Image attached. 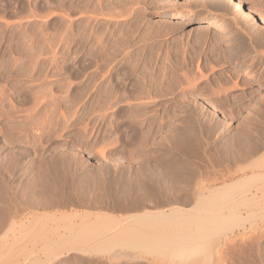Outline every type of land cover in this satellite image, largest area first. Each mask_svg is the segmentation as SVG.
Here are the masks:
<instances>
[{"label": "rangeland", "instance_id": "obj_1", "mask_svg": "<svg viewBox=\"0 0 264 264\" xmlns=\"http://www.w3.org/2000/svg\"><path fill=\"white\" fill-rule=\"evenodd\" d=\"M177 2L178 4H189L187 6L188 10L182 9L183 7L179 8L182 10L181 13H185L184 16L179 14L178 8H175L174 4ZM188 13L199 14L200 17L188 19ZM261 16L264 17V0H0V183L3 181L0 184V192H2L0 197L2 198L3 196L6 199V201L0 199V206L6 205L5 209L7 208L6 210L9 211L5 212L3 206L0 207V213L4 211L0 216V220L3 218L2 223L0 221V226H2L6 217L3 225L10 222V224H15L13 226L16 227L13 229L12 224H6L7 227L2 226L5 232L10 228L9 232H6L7 236L5 237L3 235L5 232L3 233L2 228L0 230V233L2 232L0 234V242L2 243L0 244V264H36L35 260L36 262H42L39 264H164L168 261L165 260L163 262L162 260L167 259V257L170 259L168 255L173 252L172 248H169L170 251H166V254L169 253L164 258L162 254L165 252L159 254L158 251L157 254L154 251L151 253L149 250L139 247H125L128 245L123 246L124 244L122 243L120 248V243L118 242L117 247L113 246L114 242L111 244L107 242L111 246L108 245L109 247H107V244L97 245V247L101 246L102 249L105 246L107 247L103 250H101V247L98 248L99 252L96 251L97 249L88 252L71 251L69 254H65L66 256L63 255L64 257L55 258L53 256L56 251L55 253L49 251V247H44V245L53 240V238L57 240L58 236L56 235L63 233L64 228L69 225H67L70 222L69 219L68 222L65 219V221L61 220L60 213H72L75 211L84 213V211L91 212L93 210L94 212L110 213L111 216L115 215L113 217L119 216L118 218H121L120 216L127 217V215L130 217L132 213L136 215L144 209V212L148 210L150 212L151 209H155L154 212H156L159 208H161V211L163 209L169 210L172 204L173 207L184 206L189 210L192 204H187L186 202L184 204V201L187 199L186 197L191 198L190 194L194 192L191 191V188L194 187L192 184H195L192 183V180L195 181L198 176L201 177L200 181L204 179L201 183L208 184L210 182L209 185H215L216 187L217 185L220 186L221 184L232 182L233 179L237 180L259 171L257 167L255 169L254 165L259 161L255 159H259L264 155V22H262ZM248 25L252 28H248ZM174 26L180 27L178 29L175 27V29ZM203 33L205 34V41L200 44L198 41H200L202 35L204 36ZM198 37L199 39H197ZM183 53L184 55H182ZM187 60L191 63L194 60L196 62L194 61L192 65ZM164 62V67L166 66V68L173 67L172 64H174V68L177 66L176 70L168 68L167 70L165 69L167 73L164 71L166 73L164 74L165 76L169 75L168 73L172 76H169L170 78L175 76L174 78L177 81L174 78L172 80L176 82V85L169 79L173 83L170 84L168 77L166 79L164 76L165 81L162 78ZM177 70L180 72L179 77ZM155 76L158 78L162 77L159 81ZM189 78L190 81L188 80ZM42 103L44 104L42 105ZM47 108L49 109L47 110ZM55 114L56 116H54ZM188 130L191 136L197 131V134L193 137H196L195 139H191L192 137L187 133ZM183 131H186L185 134L187 133V135ZM181 133L185 137H182ZM241 134L243 135L240 136ZM178 135L182 139L184 138L183 140H186L185 138L187 137L188 140L191 139L190 141L194 140L195 142L182 141ZM200 135L202 136L201 139ZM241 138L242 141L239 142ZM255 142L257 143L254 144ZM237 143L238 145H236ZM240 144L244 147H241ZM258 145L259 147H256ZM239 147L243 149V152ZM239 149H241V153L238 151ZM253 150L254 152L251 153ZM247 151L249 152L247 153ZM250 154H254V156ZM238 155L240 160L237 159ZM235 157L236 162H234ZM186 159L188 161H185ZM247 159L250 160L248 161ZM261 159H263L264 163V157ZM171 160H175V162ZM157 161H159L160 165ZM160 161L165 162L161 164ZM170 161L173 162L172 164H176V168L171 166ZM252 162L257 163L251 166ZM154 163H156V166H154ZM167 163L171 164L170 166L175 170L168 169L170 166H167ZM180 163L183 167L186 165L183 168L184 170H181V177L178 175V173H181L180 169L182 168ZM244 164H247L246 169H241V172H237V169L240 170L239 166L245 168ZM149 165L154 166L156 170L160 166L163 168V165H165V170H168V173L163 171L165 176L164 174L162 176H164L165 180L163 179L164 181L162 180L163 182H161L162 185L167 182V190L166 184L163 185L165 189L161 186L163 187V189L161 188L162 192L164 190L166 196L162 192L157 194V198L153 197L152 193L150 194L153 202L158 199V202L155 200V205H159L157 209L154 208L156 206H154L150 196L147 198L143 194L147 187L146 185H141V183L145 184L144 181L135 180L138 178L135 173L139 170L142 174L137 173V175L141 174L140 176L145 177L144 171H147L146 169ZM140 166L147 168L144 170ZM185 168L186 170L191 168L190 171H187L189 175L185 173L188 176V182L191 181V185L184 183L187 181L185 180L186 177L184 178L185 175H183L186 172ZM194 169L198 176H195L197 174H194ZM40 170L43 173L45 172L44 174L55 175L57 179L59 177L58 180L54 177L50 179V175H46L51 183L54 184L53 186H56L55 190L52 189L53 192L48 190L49 194H47V191L44 192L42 190L44 188L38 183L39 176L42 173ZM176 171L177 174L174 173ZM234 171L235 175L232 174ZM171 173L172 175L174 173L175 176L178 175V177H174V175L173 177L178 179L177 181L175 180V183L179 185L180 190H183L185 186V191L191 189L188 192L183 190V194L179 189V191L176 190L178 192L177 195H181L179 196V201L174 190L175 188L177 189V186L175 187L173 185L174 182L171 181L173 179ZM190 173L196 178L192 177ZM132 174L135 175L131 176ZM166 176L168 181L165 178ZM31 177L37 181H34ZM209 177L212 181H210ZM125 178L126 180L134 178L132 181H137L138 183L135 186V183L130 180L128 182L131 185L130 189L134 184L133 187L139 188L138 190L140 191L135 190V192L140 195L143 194L152 203H149L145 198L147 202L144 201L146 203V205H143L144 209L142 206L135 209L131 208V211H128L130 209L126 210L128 202L134 200L133 203L135 204L136 196L128 198V191L130 190H128V183H124L126 182V180H123ZM180 178L185 181L183 180L184 182H182ZM61 179L63 182H60ZM55 180L63 184L56 183ZM197 180L196 182H198ZM5 181L7 184L5 183L4 186ZM27 181L29 183L32 181L36 182L43 193L40 189L34 188L38 185L34 186V182H32L34 184L30 183L33 186L29 185ZM170 181L173 183L169 184ZM2 184L3 189L5 188L7 191L1 190ZM138 184L141 187L143 186L144 190ZM6 185L9 187L8 189ZM60 185H63L66 190ZM122 185L124 186L123 189L127 191V193L124 191V196L120 195L123 193L122 189H120L123 187ZM170 185H173V187L171 186L172 189H170ZM181 185L184 187L183 189L180 187ZM189 185L193 187L190 188ZM252 185H254L253 182ZM252 185L250 183V186ZM25 186H28L26 187L27 189ZM96 186H101L102 190ZM31 189L36 191V194L39 191L42 194L45 193L44 198L52 193L61 201L63 200L62 202L65 205L42 210V204L38 203L36 205L37 203L34 202L35 200L40 202L43 195L39 193L36 197ZM28 190L32 191V193L29 194L30 191ZM56 190L58 192L63 190L64 193L59 192L60 194H58ZM95 190L97 191L95 192ZM118 190L122 191V193ZM26 191H28L29 195ZM115 191L119 192L120 196ZM169 191L170 194L167 197ZM105 193L107 194L105 195ZM125 193L128 195H125ZM4 194H6L7 198L4 197ZM98 194L104 197L101 196L102 199L99 200L100 196ZM155 194L154 196H156ZM173 194L176 196H172ZM183 196L185 199H183ZM33 197L36 199L34 200ZM16 199L18 200L15 201ZM80 199L82 202H80ZM136 199H138V196ZM162 199L166 206L164 204L163 206L161 204L162 207L160 206L159 202L163 201ZM168 199H174V202L172 201L170 205V201L167 203ZM101 200L102 203H100ZM139 200L137 201L139 202ZM30 201H34L31 204L32 209L26 206ZM95 201L98 206L95 205ZM83 203L87 204L84 205ZM118 203L120 204L118 205ZM174 203L178 204V206ZM36 207L40 210L38 211ZM184 207L181 208L185 209ZM137 208L142 210L140 211ZM9 213L10 215H8ZM36 213H38V219L34 221L33 219L36 218L34 214L36 215ZM49 214L53 215L54 220L51 219L52 217ZM11 215L13 222L11 218L9 219ZM55 215L58 218H54ZM256 215L254 214V216ZM41 216H44V219L47 216L46 221L41 219ZM48 216L51 218L48 219ZM253 217L251 216L246 221L248 227L251 220L258 221V215L257 219ZM62 218L67 219L66 216ZM7 219L10 221L7 222ZM30 219L32 223L29 222ZM40 219L42 222L44 221V226L42 225L43 227L39 229V232ZM50 220L53 221L51 222ZM56 220L59 222L58 224ZM25 225H27L26 229ZM36 227L37 229H35ZM47 227L48 230H51H49L50 233L46 232ZM255 228H248L247 233H249L245 234V236L242 234L244 237L240 235L244 229L239 226L235 227L233 231L235 234L233 232V235L230 233L229 239L219 236L217 232L214 235L212 234L215 237L213 238L211 235L207 242L209 246L205 245L208 246L205 248L210 250L203 248V251L204 249L208 252L212 251L211 254L215 253V257L212 254V261L209 258L207 260H210L211 264H217L216 258L219 256V249L220 252H224L225 249V254L221 252V255L224 254L226 258L222 259L221 264H264V236H261L264 234L263 231L254 230ZM43 229L46 232V241L40 240V237L38 238L37 236L36 239L39 240V243H33L32 240L36 237V234L34 235L33 233L38 231L37 235L43 233L41 234L43 236L45 234ZM58 230H60V233L56 234ZM66 232L67 230H64V233ZM221 232L223 234L226 230ZM250 232L253 233L252 236H250ZM254 232L258 233L254 234ZM218 233L220 234V232ZM52 236L53 238H51ZM216 236L220 237L219 240H221L219 242ZM255 237H259L256 238L259 240L258 242ZM12 238L15 241L17 240V242L13 241ZM29 238L30 241L28 240ZM47 238H50V240ZM36 239L35 241H37ZM42 239L44 238L42 237ZM11 240L15 243L14 245L11 244ZM54 240L51 242H54ZM4 241L10 242L5 245ZM40 241L42 243L45 242L43 246ZM210 241H212L211 245ZM214 243L215 245H213ZM217 243H220V247H218ZM31 244L33 245L32 247ZM2 245H5L6 248ZM24 245L27 246V249L25 248L26 251L23 249ZM222 246L223 249L221 248ZM45 248L48 250L45 251ZM3 249L6 250L4 251ZM19 249L21 250L19 251ZM119 249L122 254L130 252L128 253L130 257L126 256L127 253H125V256L118 254ZM216 250L217 252H215ZM137 254L140 257L134 256ZM142 254H144V257H142ZM115 255H119L118 258ZM6 256L8 257L7 259ZM47 256L49 257L47 258ZM161 257L164 259L162 258L161 260ZM190 260L193 261L192 257L188 262L193 264Z\"/></svg>", "mask_w": 264, "mask_h": 264}, {"label": "bare ground", "instance_id": "obj_2", "mask_svg": "<svg viewBox=\"0 0 264 264\" xmlns=\"http://www.w3.org/2000/svg\"><path fill=\"white\" fill-rule=\"evenodd\" d=\"M185 2V1H184ZM188 2V1H187ZM195 4V3H194ZM214 4V3H213ZM176 7L175 8H178V12H179V14H181L182 16H184L185 15V13L183 14V13H181V9H179V8H182V9H184V10H188L187 9V6L189 5H187V3L185 4V3H182V4H178V2L176 3V4H174ZM203 5V4H202ZM214 6V5H213ZM258 6V5H257ZM215 7V6H214ZM213 7V8H214ZM241 7V6H240ZM216 8V7H215ZM239 8V7H238ZM242 8V7H241ZM254 8H256V7H254ZM261 9V8H260ZM263 9V8H262ZM245 10V9H244ZM250 11V10H249ZM254 11V10H253ZM252 11V12H253ZM184 12V11H183ZM192 12V11H191ZM243 12V11H242ZM258 13V12H257ZM189 14V13H188ZM247 14V13H246ZM256 14V13H255ZM245 15V14H244ZM241 16V15H240ZM246 16V15H245ZM249 16V15H248ZM198 17H200V15L199 14H194L193 15V13H190L189 14V16H188V19H197ZM256 17V16H255ZM262 17V22H264V17L263 16H261ZM242 18V17H241ZM257 19V18H256ZM237 20V19H236ZM245 20V19H244ZM246 21V20H245ZM182 24V23H181ZM219 24V23H218ZM221 24V23H220ZM238 24V23H237ZM245 24V23H244ZM249 24V23H248ZM171 25V24H170ZM239 26H240V24H239ZM256 26V25H255ZM176 26H174V28H175ZM180 26H177L176 28L178 29ZM182 27V26H181ZM223 27H224V25H223ZM253 27H254V24H253ZM175 28V29H176ZM221 28V27H220ZM227 28V27H226ZM238 28V27H237ZM241 28V27H240ZM247 28V27H246ZM248 28H252L251 26H249L248 25ZM170 29V28H169ZM172 29V28H171ZM222 29V28H221ZM235 29V28H234ZM257 29H259V28H257ZM261 29V28H260ZM245 30V29H244ZM254 30V29H253ZM176 31V30H175ZM235 31H238V30H235ZM165 32V31H164ZM247 32V31H246ZM264 32V31H263ZM207 33V32H206ZM232 33V32H231ZM259 33V32H258ZM189 34V33H188ZM204 34V33H203ZM219 34V33H218ZM252 34H253V32H252ZM251 34V35H252ZM255 35H257V34H255ZM222 36V35H221ZM250 36V35H249ZM262 36V35H261ZM205 34H204V36L202 35V37L200 38V41H198V42H200V44H202L201 42H204L205 41ZM206 37H208V36H206ZM225 38V37H224ZM257 38V37H256ZM197 39H199V37L197 38ZM221 39V38H220ZM225 40H227V39H225ZM239 40V39H238ZM195 41V40H194ZM225 42V41H224ZM214 43V42H213ZM228 43V42H227ZM237 43V42H236ZM240 43V42H239ZM244 43V42H243ZM192 44V43H191ZM225 44V43H224ZM231 44V43H230ZM239 45V44H238ZM255 45V44H254ZM193 46V45H192ZM219 46V45H218ZM226 46V45H225ZM233 46H234V44H233ZM216 47V46H215ZM232 47V46H231ZM240 47V46H239ZM244 47V46H243ZM217 48V47H216ZM220 48V47H219ZM245 48V47H244ZM232 49H233V47H232ZM238 49V48H237ZM251 49V48H250ZM255 49V48H254ZM236 50V49H235ZM244 51H246V50H244ZM249 51V50H248ZM251 51V50H250ZM255 51V50H254ZM260 51V50H259ZM262 51V50H261ZM233 52V51H232ZM238 52V51H237ZM247 52V51H246ZM166 53V52H165ZM231 53V52H230ZM235 53V52H234ZM248 53V52H247ZM253 53V52H252ZM197 54V53H196ZM216 54V53H215ZM182 55H184V53L182 54ZM223 55V54H222ZM241 55V54H240ZM243 55V54H242ZM252 55V54H251ZM207 56V55H206ZM246 56V55H245ZM171 57V56H170ZM190 57V56H189ZM225 57V56H224ZM264 57V56H263ZM169 58V57H168ZM185 58V57H184ZM235 58V57H234ZM167 59V58H166ZM175 59V58H174ZM199 59V58H198ZM245 59V58H244ZM177 60H179V59H177ZM182 60V59H181ZM151 61V60H150ZM173 61V60H172ZM180 61V60H179ZM186 61V60H185ZM187 61H189V60H187ZM193 61V60H192ZM195 61V60H194ZM194 61H193V63H194ZM215 61V60H214ZM244 61V60H243ZM261 61V60H260ZM149 62V61H148ZM166 62V61H165ZM165 62L163 63V67H164V65H165ZM167 62H168V60H167ZM183 62V61H182ZM190 62V61H189ZM188 62V63H189ZM196 62V61H195ZM170 63V62H169ZM188 63H186V64H188ZM191 63V62H190ZM193 63H191L192 65H193ZM209 63V62H208ZM161 64H162V62H161ZM171 64H172V62H171ZM176 64V63H175ZM184 64V63H183ZM167 66H168V64H166ZM173 65V67L171 66L170 68H173V69H177V66H176V68H174V64H172ZM179 65H180V63H179ZM199 65V64H198ZM150 66V65H149ZM185 66V65H184ZM190 66V65H189ZM192 67V66H191ZM169 68V67H168ZM168 68H166V66L164 67V70H162L163 71V79H164V81L167 79V77H168V80L169 79H173L175 76V73H174V77L173 78H170V77H172L171 75H170V73H168L169 75H167V76H165L164 74H166L167 72L165 71V69L167 70ZM169 68V69H170ZM147 69H149V68H147ZM161 69V68H160ZM172 69V70H173ZM179 69H181L180 67H179ZM178 69V70H179ZM185 69V68H184ZM203 69V68H202ZM150 70V69H149ZM153 70V69H152ZM172 70H171V72H172ZM177 70V71H178ZM182 70V69H181ZM187 70V69H186ZM164 71L166 72V73H164ZM174 71V70H173ZM176 71V72H177ZM192 71V70H191ZM202 71V70H201ZM151 72V71H150ZM149 72V73H150ZM175 72V71H174ZM179 72V71H178ZM177 72V73H178ZM181 72H183V71H181ZM190 72V71H189ZM148 73V72H147ZM177 73H176V75H177ZM192 73V72H191ZM161 74V75H162ZM172 74V73H171ZM179 74H180V72L178 73V77H179ZM186 74H187V72H186ZM189 75V74H188ZM192 75V74H191ZM190 75V76H191ZM164 76L166 77V79L164 78ZM170 76V77H169ZM181 76V75H180ZM200 76V75H199ZM203 76V75H202ZM145 77V76H144ZM149 77V76H148ZM156 78H158L157 76H155ZM160 77V78H161ZM186 77H188V76H186ZM227 77V76H226ZM147 78V77H146ZM160 78H158L159 79V81H160ZM204 78V77H203ZM150 79V78H149ZM155 79V78H154ZM157 79V80H158ZM187 79V78H186ZM198 79H200V78H198ZM224 79V78H223ZM231 79V78H230ZM156 80V81H157ZM174 80H176L175 78H174ZM180 80V79H179ZM178 80V81H179ZM189 81H190V78L188 79ZM219 80V79H218ZM161 81H163V80H161ZM177 81V80H176ZM189 81H188V83H189ZM193 81V80H192ZM196 81V80H195ZM198 81V80H197ZM209 81V80H208ZM172 82L173 83H175V85H176V82L175 81H173L172 80ZM172 82H170V80H169V83L170 84H173ZM181 82V81H180ZM186 82V81H185ZM184 82V83H185ZM199 82V81H198ZM216 82V81H215ZM223 82V81H222ZM229 82V81H228ZM162 83V82H161ZM221 83V82H220ZM181 84V83H180ZM186 84V83H185ZM191 84V83H190ZM201 84V83H200ZM211 84V83H210ZM150 85V84H149ZM157 85V84H156ZM163 85V84H162ZM171 86V85H170ZM169 86V87H170ZM186 86V85H185ZM192 86V85H191ZM153 87V86H152ZM177 87V86H176ZM184 87V86H183ZM148 88H150V87H148ZM171 88V87H170ZM197 88V87H196ZM151 89V88H150ZM176 89V88H175ZM174 89V90H175ZM177 89H178V87H177ZM230 89V88H229ZM185 90V89H184ZM190 90V89H189ZM192 90H194V89H192ZM149 91V90H148ZM169 91H170V89H169ZM150 92V91H149ZM164 94H165V92L164 91H162ZM212 92V91H211ZM182 93V92H181ZM200 93V92H199ZM224 93V92H223ZM179 94V93H178ZM192 94V93H191ZM198 94V93H197ZM201 94V93H200ZM207 94V93H206ZM205 94V95H206ZM209 94H211V93H209ZM148 95H150V94H148ZM252 95V94H251ZM179 96V95H178ZM204 96V95H203ZM211 96V95H210ZM171 97V96H170ZM194 97V96H193ZM207 97H209V96H207ZM41 98V97H40ZM185 98H186V96H185ZM213 98V97H212ZM245 98V97H244ZM175 99V98H174ZM181 99V98H180ZM248 99V98H247ZM39 100V99H38ZM37 100V101H38ZM55 100V99H54ZM183 100V99H182ZM181 100V101H182ZM193 100V99H192ZM243 100V99H242ZM245 100V99H244ZM37 101H36V103H37ZM187 101V100H186ZM40 104V103H39ZM44 103H42V105H43ZM42 105H41V108H42ZM37 106V105H36ZM150 106V105H149ZM49 107V106H48ZM191 107V106H190ZM45 108V107H44ZM43 109V108H42ZM41 109V110H42ZM49 108H47V110H48ZM188 109V108H187ZM264 109V108H263ZM56 110V109H55ZM191 110V109H190ZM44 111V110H43ZM46 111V110H45ZM147 112V111H146ZM45 113V112H44ZM192 113V112H191ZM40 114V113H39ZM41 115H42V113H41ZM40 115V116H41ZM48 115H49V113H48ZM54 116H56V114L54 115ZM54 116H53V118H54ZM194 116V115H193ZM191 117V116H190ZM264 117V116H263ZM43 118V117H42ZM50 118V117H49ZM192 118V117H191ZM136 119V118H135ZM189 119V118H188ZM50 120V119H49ZM195 120V119H194ZM48 121V120H47ZM45 122V121H44ZM202 122V121H201ZM262 122V121H261ZM30 123V122H29ZM186 123H187V121H186ZM189 123V122H188ZM257 123V122H256ZM31 124V123H30ZM29 124V125H30ZM194 124V123H193ZM193 124H191L192 126H193ZM196 124V123H195ZM262 124V123H261ZM32 125V124H31ZM190 125V124H189ZM205 125V124H204ZM27 126V125H26ZM185 126H186V124H185ZM264 126V125H263ZM151 127V126H150ZM194 127V126H193ZM196 127V126H195ZM197 127H198V125H197ZM185 129V128H184ZM192 129V128H191ZM205 129V128H204ZM210 129V128H209ZM151 130V129H150ZM186 130V129H185ZM260 130V129H259ZM194 131V130H193ZM192 131V132H193ZM223 131V130H222ZM244 131H246V130H244ZM248 131V130H247ZM181 132V131H180ZM185 132L186 131H183V133L185 134ZM252 132V131H251ZM260 132V131H259ZM177 133H178V131H177ZM176 133V134H177ZM188 134L190 133L189 132V130H188V132H187ZM187 133L185 134V135H187ZM199 133V132H198ZM240 133H241V131H240ZM248 133V132H247ZM250 133V132H249ZM149 134V133H148ZM170 134H172V133H170ZM191 134V133H190ZM189 134V135H190ZM194 134V133H193ZM195 134H197V131H196V133ZM195 134L193 135V136H191L190 135V137H192L191 139H195V138H193L194 136H195ZM200 134V133H199ZM198 134V135H199ZM202 134V133H201ZM244 134V133H243ZM243 134H241L240 136H242ZM256 134V133H255ZM181 136H182V133L180 134ZM185 135H183L182 137H185ZM252 135V134H251ZM254 135V134H253ZM175 136V135H174ZM197 136V135H196ZM146 137V136H145ZM178 137H180L179 135H178ZM189 137V138H190ZM201 135H200V139H201ZM238 137V136H237ZM248 137V136H247ZM259 137V136H258ZM181 138V137H180ZM198 138H199V136H198ZM232 138V137H231ZM239 138V137H238ZM237 138V139H238ZM246 138V137H245ZM251 138V137H250ZM263 138V137H262ZM171 139H172V137H171ZM176 139V138H175ZM182 139V138H181ZM181 139H179L180 141H181ZM184 139V138H183ZM182 139V141H187L188 139H187V137L185 138L186 140H183ZM191 139H189L188 141H190ZM247 139V138H246ZM245 139V140H246ZM252 139V138H251ZM254 139V138H253ZM245 140H243V141H245ZM178 141V140H177ZM192 141H194V140H192ZM192 141H190V142H192ZM200 141V140H199ZM234 141V140H233ZM232 141V142H233ZM240 141H242V138L241 139H239V142ZM257 141V140H256ZM148 142V141H147ZM169 142V141H168ZM171 142V141H170ZM189 142V143H190ZM195 142V141H194ZM201 142V141H200ZM246 142V141H245ZM247 142H248V140H247ZM193 143V142H192ZM198 143V142H197ZM235 143V142H234ZM257 142H255L254 144H256ZM174 144V143H173ZM177 144V143H176ZM182 144H184V143H182ZM186 144H188V143H186ZM191 144V143H190ZM206 144V143H205ZM228 144V143H227ZM226 144V146H228ZM245 144V143H244ZM253 144V145H254ZM178 145V144H177ZM224 145V144H223ZM236 145H238V143L236 144ZM241 145V144H240ZM249 145V144H248ZM243 145H241V147H242ZM247 146V145H246ZM250 146V145H249ZM261 146V145H260ZM168 147V146H167ZM199 147V146H198ZM241 147H239V148H241ZM244 147V146H243ZM256 147H259V145L258 146H256ZM230 148V147H229ZM248 148V147H247ZM247 148H246V150H247ZM253 148V147H252ZM255 148V147H254ZM171 149V148H170ZM173 149V148H172ZM222 149V148H221ZM234 149V148H233ZM242 149V148H241ZM241 149H239L238 151L240 152V150ZM229 150V149H228ZM256 150V149H255ZM237 151V152H238ZM242 152H243V149L241 150ZM167 152V151H166ZM249 151H247V153H248ZM254 152V150L251 152V153H253ZM174 153V152H173ZM176 153V152H175ZM241 153V152H240ZM168 154V153H167ZM170 154V153H169ZM172 154V153H171ZM180 154V153H179ZM233 154V153H232ZM239 154V153H238ZM173 155V154H172ZM233 155H235V154H233ZM242 155V154H241ZM250 155H252V154H250ZM261 155H262V153H261ZM174 156V155H173ZM180 156V155H179ZM228 156V155H227ZM247 156H248V154H247ZM252 156H254V154L252 155ZM251 156V157H252ZM260 156V155H259ZM259 156H258V158H259ZM236 157H237V155H236ZM236 157L234 158V160L236 159ZM243 157V156H242ZM256 157V156H255ZM261 157V156H260ZM264 157V155L261 157V158H263ZM233 158V157H232ZM261 158H259V159H255V160H261L260 162L259 161H257V162H254L256 165H254V163L252 162L251 163V166H252V164L255 166V169H256V167H257V169L259 170V171H257L256 173H252V175H246V176H243V177H241V178H238L237 180H232V182L230 181L229 183H225L224 181V183L225 184H221L220 186H216L215 187V185H213V186H211V185H209V179H210V177H209V179L208 180H206V181H208L209 183L208 184H204V183H201L203 180H201L200 181V176H198V173H196V171H195V169H194V174H197V175H195V176H198L197 178L195 177V176H193L194 174H193V172H192V177H195L196 178V180L198 181V182H196V180L195 181H193L192 180V183H195V184H192V185H194V187L193 186H190L191 184H190V182H188V180H187V177L188 176H186L185 175V173H187L188 175H189V172H187V171H190V169L192 168L191 166V168L190 169H187L186 170V168H185V171L186 172H184V174L183 175H185L184 176V178L186 177V179L185 180H187L186 182H184L183 180H181V178H180V180L182 181V182H184V183H188V184H190L189 186H190V188L191 187H193V188H191L190 190L191 191H194L193 192V194H190V192H189V194L191 195V198H192V201H191V198L189 199L188 197H186L187 199H185V197L183 196V199H185V201H184V204H192V205H190L191 206V209H189V210H187L188 208H186V207H184V206H181V207H184L185 209H183V208H181V207H173L170 203L174 200V199H168V201H167V203L169 202V204L171 205V208L169 209V210H162L161 211V208H159V207H157V206H159V205H155V202L158 200H154V202L152 201L153 199L151 198V196L153 195V197H156L157 198V194H161V192H162V189H163V185L164 184H166L167 182H165L163 185L161 184V182H163L165 179L163 178L164 176H165V173H163V171H165L166 173H168V170L166 171L165 170V165H163V168H164V170H163V168H162V166H160V168H162V169H160V168H157V170H156V168L154 167V166H156L155 164L156 163H154V166H152V165H149L148 166V168L147 167H143L144 168V170H145V168H147L146 170V172L144 171V176L145 177H143V176H140L142 173L140 172V170L138 171V170H136V171H138V172H136L135 174H132L131 176H133V175H135V176H138V178L137 179H135V180H137L138 181V179L139 180H143L144 181V183L145 184H143V183H141V185H146L147 187H146V190H145V193H143V194H145V196L148 198L149 196H150V194L152 193V195L150 196V198H151V201L154 203V206H156V207H154V208H159L160 209V211H158L159 209H157V211L156 212H154V210L153 209H151V210H153V211H151L150 210V212H144V206L143 205H146V203L145 202H149V200L142 194V195H140L138 192H135V190L137 191L138 189H136L135 187H133V185H132V187H131V189H130V183H128V182H130V180H131V182L133 183L134 181H132V179L134 180V178H130V180H126V178L125 179H123L124 181L126 180V182H124L122 179V181L124 182V183H128V190H130V191H128L127 190V187H126V185L124 184V186L126 187V190L128 191V193H129V197L128 198H130V196H136V198H137V196H138V199H140L139 200V202L137 201L138 199H136L135 198V204L133 203L134 202V200L132 201V203H130L131 201L130 200H128V201H130V202H128V204L126 205V210L127 209H130V210H128V211H131L133 208L135 209L136 207H142L143 206V211H141L139 208H137L138 210H140L141 211V213H137L136 215H133L134 213H132V214H130L131 216L130 217H128V215H127V217H125V216H120L121 218H118L117 216L116 217H113V216H115V215H113V216H111L110 215V213H108V214H106V213H100V212H94L93 210L91 211V212H85L84 211V213L82 212H72V213H60L59 214V216H61V220H67L66 222H68V219H69V223H67V227L66 228H64V230H67V232L66 233H64V230H63V233H60L59 231L60 230H58V232L56 233V234H58V233H60V235H56V234H54V235H56V236H58L57 238V240H54L55 238H53V236L51 237V238H53V240H54V242H51V241H53V240H51L50 242H48V243H46V244H48V245H44V247L46 246L48 249H50L49 251H53L54 253H55V251H56V254H54V256L53 257H55V258H60L61 256H63V255H65V254H69V252H71V251H79V252H88V251H92L93 249H94V251L96 250L97 252H99L98 250V248H100L101 246H99V247H97V245H105V244H107V242L108 243H112V242H114L115 244H113V246H116L118 243H122V244H124L123 246H125V245H128V246H125V247H128V248H131L132 246L133 247H139V248H143V249H147V250H149L151 253L152 252H154V251H156L157 252V254H158V251H159V254H161V252H165L164 254H162L163 255V257L165 258L166 256L165 255H167L166 254V251L167 250H169V248H172V250H173V252H170V254L168 255L169 257H170V259L167 257V259H164L163 257H161V260H162V258L164 259V260H162L163 262H165V260H168V261H166L167 262V264L169 263V264H191V263H189L188 261H189V259L192 257L193 258V261H191V262H193V264H209L210 262V260L212 261V256H214V254L212 255L211 254V252H208L210 249H208V248H205V247H208L209 246V244L207 243L208 241H209V237L213 234H216V232H217V234L219 235V236H223V238H228L229 236H230V233L232 234V232L234 231V229H235V227L236 226H239V227H242L243 229H244V231L240 234V235H244L245 236V234H248L247 233V230H248V228H254V227H256L254 230H256V229H258V232L260 231H263V234H264V163H263V159H261ZM173 159V158H172ZM176 159V158H175ZM238 160H240L239 159V155H238V158H237ZM253 159V158H252ZM159 160H161V159H159ZM169 160V159H168ZM177 160V159H176ZM180 160V162L182 161L181 160V158L179 159ZM227 160V159H226ZM237 160V161H238ZM248 160V159H247ZM250 160V159H249ZM248 160V161H249ZM254 160V159H253ZM252 160V161H253ZM171 161H174L175 162V160H171ZM170 161V162H171ZM185 161H188L187 159L185 160ZM247 161V162H248ZM155 162V161H154ZM159 161H157V163H158ZM161 162V161H160ZM165 162V161H164ZM164 162H161V164L162 163H164ZM170 162H168V163H170ZM184 162V161H183ZM183 162H182V165H183ZM190 162V161H189ZM231 162V161H230ZM234 162H236V160L234 161ZM245 162H246V160H245ZM167 163V166L169 165ZM173 162H171V164H172ZM178 163H179V161H178ZM177 163V164H178ZM186 163V162H185ZM191 163V162H190ZM243 163H244V161H243ZM150 164V163H149ZM151 164H152V162H151ZM159 164V163H158ZM170 164V165H171ZM175 164V163H174ZM174 164H172L171 166H174V168H176V164L174 165ZM187 165H188V163H186ZM234 164V163H233ZM238 164H240V163H238ZM148 165V164H147ZM160 165V164H159ZM169 165V166H170ZM180 165H181V163H180ZM180 166V167H182L181 169H180V171L181 170H184L183 168L186 166V165H184V167L183 166ZM194 165V164H193ZM230 165V164H229ZM242 164H240V166H241ZM245 165V164H244ZM249 165H250V163H249ZM146 166V165H145ZM166 166V167H167ZM170 166V167H171ZM225 166H227V165H225ZM233 166V165H232ZM237 166V165H236ZM239 166V169L240 170H238L237 169V172L238 171H242L241 169H246V167H247V164L245 165V168H241ZM243 166V165H242ZM254 166H253V168H254ZM158 167V166H157ZM168 168V169H170V170H173L174 168L173 167H171V168ZM177 167H179V165H177ZM195 167V166H194ZM193 167V168H194ZM233 167H235V166H233ZM140 168H142L141 166H140ZM140 168H137V169H140ZM142 168V169H143ZM155 168V169H154ZM189 168V167H188ZM199 168V167H198ZM237 168H238V166H237ZM249 168H251V167H249ZM46 169V168H45ZM48 169H50V168H48ZM141 169V170H142ZM159 169H160V172H159ZM207 169V168H206ZM248 169V168H247ZM62 170V169H61ZM64 170V169H63ZM175 170V169H174ZM179 170V169H178ZM197 170V169H196ZM254 170V169H253ZM41 172H42V170H40ZM39 171V172H40ZM45 171V170H44ZM59 171V170H58ZM132 171V170H131ZM143 171V170H142ZM192 171V170H191ZM231 171V170H230ZM230 171H229V173H230ZM46 172H48V170H46ZM52 172L54 173V171L52 170ZM171 172V171H170ZM198 172H200V171H198ZM232 172V171H231ZM45 173V172H44ZM43 172L41 173V175H40V173H38L39 175V180H38V183H40L39 185L41 186V187H43L44 189H42L44 192L45 191H47V194H49V191L51 192V190L52 189H54L55 190V187L56 186H53L54 184H52L51 183V181H50V179H51V177H56L55 175L54 176H51L50 174V179H49V177H47L46 175H48V174H44ZM49 173H50V171H49ZM137 173H141L140 175L138 174L137 175ZM175 174H177V171L176 172H174ZM174 173H173V175H174ZM225 173V172H224ZM228 173V174H229ZM164 174V176H162ZM181 174H182V171H181V173H178V175H180V177H181ZM208 174V173H207ZM232 174H234L235 175V171H234V173H232ZM240 174V173H239ZM37 175V174H36ZM48 175V176H49ZM100 175V174H99ZM102 175V174H101ZM168 175V174H167ZM171 175H172V173H171ZM173 175H172V178L174 179V177H178V175H174V177H173ZM209 175H210V173H209ZM37 176V177H38ZM65 176V175H64ZM130 176V175H129ZM130 176V177H131ZM134 176V177H135ZM202 176V175H201ZM231 177H232V175H230ZM229 176V177H230ZM35 177V176H34ZM61 177V176H60ZM80 177V176H79ZM139 177H143V178H139ZM169 177H170V175H169ZM168 177V178H169ZM183 177V176H182ZM191 177V176H190ZM189 177V178H190ZM205 177V176H204ZM240 177V176H239ZM30 178V177H29ZM31 178H33V177H31ZM54 178H53V183H54ZM166 178V180L168 181V179H167V176L165 177ZM171 178V179H172ZM206 178V177H205ZM213 178V177H212ZM225 178V177H224ZM224 178H222V179H224ZM34 179V181H37V180H35V178H33ZM55 179H57V178H55ZM58 179H59V177H58ZM57 179V180H58ZM164 179V180H163ZM170 179V180H171ZM171 180V181H173V182H171L170 181V183L169 184H171V183H173V185H175V187L177 186V189L175 188L174 190H175V192H176V195H177V191L176 190H178L179 189V185L177 184V183H175L178 179L177 178H175L174 180ZM191 179V178H190ZM192 179H194V178H192ZM221 179V180H222ZM231 179V178H230ZM28 180H30V179H28ZM64 180V179H63ZM82 180V179H81ZM103 180H105V179H103ZM163 180V181H162ZM176 180V181H175ZM220 180V181H221ZM31 181V180H30ZM34 181H32V182H34ZM56 181V180H55ZM62 181V179L60 180V182ZM121 181V182H122ZM137 181H135L134 183H135V186H136V184L138 183ZM142 181V182H143ZM180 181V182H181ZM210 181H212L211 179H210ZM214 181H215V179H214ZM213 181V182H214ZM3 182V181H2ZM1 182V183H2ZM32 182H30V183H32ZM59 181L57 182L56 181V183H60ZM63 182V181H62ZM78 182V181H77ZM101 182V181H100ZM140 182V181H139ZM205 182V181H204ZM216 182V181H215ZM214 182V183H215ZM227 182V181H226ZM252 182L254 183V185H252ZM0 183V184H1ZM5 183H6V181L4 182V186H5ZM27 183L29 184V185H32V184H34V186H36V185H38V184H36V182H34V183H32V184H30L28 181H27ZM27 183H26V185H27ZM184 183H182V185H184ZM212 183V182H211ZM250 183H251V185L252 186H250ZM7 184V183H6ZM60 184H63V183H60ZM80 184V183H79ZM92 184V183H91ZM107 184V183H106ZM122 184V183H121ZM179 184H181V183H179ZM9 185V184H8ZM37 186V187H34L35 189H37L38 187H40V186ZM55 185H59V184H55ZM97 185H99V184H97ZM102 185V184H101ZM140 184H138V186H139ZM141 185H140V188H142L143 190H144V188H143V186L141 187ZM167 185V184H166ZM173 185H170L169 187H170V189H172L171 188V186L173 187ZM182 185L180 186V187H182ZM187 185V184H186ZM2 186V188H1V190H6L5 188L3 189V184L1 185ZM33 186V185H32ZM61 187H63V185H60ZM80 186V185H79ZM103 186V185H102ZM109 186V185H108ZM123 186V185H122ZM121 186V187H122ZM124 186L122 187V188H120V189H122V191H123V193H122V191H120V190H118V191H120L122 194H120V195H122V196H124L123 194H124ZM161 186H163V187H161ZM6 187H7V185H6ZM11 187V186H10ZM26 187H28V186H25V188ZM31 187V186H30ZM40 187V188H41ZM53 187V188H52ZM58 187V186H57ZM75 187V186H74ZM73 187V188H74ZM90 187H91V185H90ZM97 187V186H96ZM167 187H168V185L166 186V190H167ZM9 187H7V189H8ZM12 188V187H11ZM24 188V189H25ZM32 188V187H31ZM40 188H38V190L40 189ZM79 188V187H78ZM92 188V187H91ZM97 188H100L101 190H102V188H101V186H99V187H97ZM104 188V187H103ZM111 188V187H110ZM135 188V189H134ZM162 188V189H161ZM184 187H182V189H183ZM185 188H186V186H185ZM184 188V189H185ZM27 189V188H26ZM28 189H30V188H28ZM33 189V188H32ZM31 189V190H32ZM34 189V190H35ZM59 189V188H58ZM63 189L64 190H66L65 189V187H63ZM77 189V188H76ZM100 189H97V190H100ZM109 189V188H108ZM141 189V191L142 192H144L143 190ZM164 189H165V187H164ZM181 189V188H180ZM179 189V190H180ZM183 189V190H184ZM187 189H188V186H187ZM42 190L40 189V191L42 192ZM49 190V191H48ZM79 190V189H78ZM97 190H95V192L97 191ZM169 190V189H168ZM178 190V191H179ZM183 190H180V192L182 191V194L184 193L183 192ZM189 190V189H188ZM188 190H186L187 192H188ZM189 190V191H190ZM7 191V190H6ZM9 191V190H8ZM12 191V190H11ZM10 191V192H11ZM14 191V190H13ZM28 191H30V190H28ZM28 191H26L27 192V194H28ZM33 191V190H32ZM32 191H30L29 192V194L30 193H32ZM39 191V193L41 194V195H43V198L41 197V201L40 202H38V200H35L36 198H34L33 197V199L35 200V202L34 201H32V202H34V203H37L36 205H38V203H41L42 204V210L45 208H53V207H55V206H60V205H65L62 201H61V199H59L58 197H56V196H54V195H52V193L50 194V196H48V195H46L45 196V198H44V194H42L41 192ZM57 191V190H56ZM60 191H61V188H60ZM59 191V192H60ZM93 191V190H92ZM127 191H125L126 193H127ZM139 191V190H138ZM170 191H172V190H170ZM170 191L167 193L168 195H167V197H169V194H170ZM185 191V190H184ZM185 191V192H186ZM5 192V191H4ZM34 193L36 192V191H33ZM38 192V191H37ZM52 192H53V190H52ZM58 192V191H57ZM58 192V194H60V193H64V191L62 190V192H60L59 193ZM78 192V191H77ZM76 192V193H77ZM80 192V191H79ZM88 192H89V190H88ZM91 192V191H90ZM110 192V191H109ZM114 192V191H113ZM140 192V191H139ZM165 191L163 190V194H165V196H166V193H164ZM0 193H2V192H0ZM7 193V192H6ZM39 193H35V196L36 195H38ZM56 193V192H55ZM54 193V194H55ZM86 193V192H85ZM99 193V192H98ZM115 193H117V191H115ZM119 193V192H118ZM117 193V195H119ZM125 193V195H128V194H126ZM138 193V194H137ZM154 193H156L155 195L156 196H154ZM192 193V192H191ZM28 194V195H29ZM66 194V193H65ZM103 194V193H102ZM107 193H105V195H106ZM162 194V195H163ZM1 195V194H0ZM3 195V194H2ZM5 196L4 197H6V194H4ZM10 195V194H9ZM32 196H33V194H31ZM63 195V194H62ZM99 196H100V194H98ZM104 195V194H103ZM114 195V194H113ZM119 195V196H120ZM148 195V196H147ZM176 195H172V196H176ZM190 195H188V196H190ZM31 196V197H32ZM60 197H63V196H61V195H59ZM66 196V195H65ZM90 196V195H89ZM88 196V197H89ZM94 196V195H93ZM102 196V195H101ZM101 196H100V198H99V200L100 199H102L101 198ZM121 196V197H122ZM140 196V197H139ZM164 196V195H163ZM163 196H159V197H163ZM164 196V197H165ZM179 196H181V195H179ZM179 196L177 195L176 197H178L177 199H178V201H179ZM185 196H187V195H185ZM18 197V196H17ZM21 197H22V195H21ZM31 197H29L31 200H32V198ZM37 197V196H36ZM86 197V196H85ZM102 197H104V196H102ZM118 197V196H117ZM127 197V196H126ZM126 197H124V198H126ZM175 197V198H176ZM7 198V197H6ZM19 198V197H18ZM25 198V197H24ZM83 198H84V195H83ZM120 198V197H119ZM124 198H123V200H124ZM134 198V197H133ZM133 198H131V199H133ZM147 199V201H145L146 199ZM166 198V197H165ZM171 198V197H170ZM174 198V197H173ZM181 198V197H180ZM0 199L2 200H5L6 201V199L5 198H3V196H2V198L0 197ZM21 199H23V198H21ZM29 199V200H30ZM76 199V198H75ZM78 199V198H77ZM85 199V198H84ZM160 200H161V198H159ZM167 199V198H166ZM166 199H165V201H166ZM182 199V198H181ZM180 199V201H182ZM18 199H16L15 201H17ZM81 200V199H80ZM99 200H97V201H99ZM163 200V199H162ZM27 201V200H26ZM76 201V200H75ZM85 201H86V199H85ZM108 201V200H107ZM116 201V200H115ZM124 201H126V199L124 200ZM145 201V202H144ZM150 201V202H151ZM176 201V200H175ZM32 202L30 201V203H28V204H26V206H29L30 208L32 207ZM80 202H82V200L80 201ZM149 202V203H150ZM151 202V203H152ZM158 202V201H157ZM174 202V201H173ZM183 202V201H182ZM186 202V203H185ZM22 203V202H21ZM96 201H95V205H96ZM100 203H102V200L100 201ZM100 203H99V205H100ZM124 203V202H123ZM126 203V202H125ZM137 203V204H136ZM160 203V206H161V204H162V206H163V204L165 205V202H164V200L163 201H161V202H159ZM178 204H180L179 202H177ZM2 204V203H1ZM4 204V203H3ZM10 204H12L11 202H10ZM15 204V203H14ZM84 204V203H83ZM83 204H81V205H83ZM85 204H87V203H85ZM84 204V205H85ZM89 204V203H88ZM120 203H118V205H119ZM157 204V203H156ZM174 204H176V203H174ZM178 204H176L177 206H178ZM184 204H181V205H184ZM35 205V204H34ZM35 205V206H36ZM103 205V204H102ZM101 205V206H102ZM111 205V204H110ZM175 205V206H176ZM3 206V205H2ZM2 206H0V207H2ZM10 206V205H9ZM25 206V207H26ZM41 206V205H40ZM40 206H39V208H40ZM96 206H98V205H96ZM112 206V205H111ZM125 206V205H124ZM149 206V205H148ZM161 206V207H162ZM166 206V205H165ZM189 206V205H188ZM5 207H6V205L5 206H3V208L5 209ZM8 207V206H7ZM16 207H17V205H16ZM24 207V206H23ZM23 207H22V209H23ZM75 207V206H74ZM121 207V206H120ZM122 207H123V205H122ZM151 207V206H150ZM170 207V206H169ZM10 210H11V208L10 207H8ZM14 208V207H13ZM12 208V209H13ZM18 208V207H17ZM28 208V207H27ZM84 208V207H83ZM132 208V209H131ZM152 208H153V206H152ZM166 208V207H165ZM7 209V208H6ZM5 209V212H9L8 210H6ZM32 209V208H31ZM33 209H34V207H33ZM36 209H37V207H36ZM116 209V208H115ZM123 209V208H122ZM136 209V211L138 212V210ZM1 210V209H0ZM19 210H21V209H19ZM38 210V209H37ZM40 210V209H39ZM38 210V211H39ZM91 210V209H90ZM121 210V209H120ZM125 210V209H124ZM147 210V209H146ZM22 211V210H21ZM26 211H27V209H26ZM48 211V210H47ZM52 211H54V210H52ZM55 211H56V208H55ZM54 211V212H55ZM95 211H96V209H95ZM134 211V210H133ZM4 211H2V213H3ZM23 212H25L24 210H23ZM42 212V211H41ZM50 212V211H49ZM57 212V211H56ZM56 212H55V214H56ZM106 212V211H105ZM2 213H0V216H1V214ZM11 213V212H10ZM10 213L8 214V215H10ZM17 213V212H16ZM15 213V214H16ZM19 213V212H18ZM22 213V212H21ZM39 213V212H38ZM38 213H36V215L34 214V216H36V218H34L33 220L34 221H36L35 219H38L37 218V214ZM4 214H6V213H4ZM3 214V215H4ZM12 214H13V212H12ZM40 214V213H39ZM50 214H51V212H50ZM49 214V215H50ZM52 214L54 215V213L52 212ZM254 214H257L258 215V221L256 220V221H253V220H251V222H250V226L248 227V225L246 224V221L247 220H249V218L252 216H254ZM3 215H2V217H3ZM7 215V216H8ZM20 215V214H19ZM41 215V214H40ZM43 215H44V213H43ZM53 215H50V216H48V219L49 218H51V219H53ZM257 215L256 216H254L256 219H257ZM22 216V215H21ZM33 216V215H32ZM63 216H66L67 217V219L66 218H62ZM4 217H5V215H4ZM38 217H39V215H38ZM42 217V216H41ZM44 217V216H43ZM41 218V219H43L44 221H46L45 219H47V216H45V219L44 218ZM57 216L55 215L54 216V218H56ZM123 217V218H122ZM125 217V218H124ZM253 217V218H254ZM1 218V217H0ZM8 218V217H7ZM12 219V215H11V217H9V219ZM58 218V217H57ZM3 219V218H2ZM0 220L1 221V223H2V221L3 220ZM9 219H7L8 221L7 222H9L10 220ZM41 219H40V221H41ZM252 219V218H251ZM5 220H6V217L4 218V223H5ZM54 220V219H53ZM52 220V221H53ZM58 220H60V219H58ZM64 220V221H65ZM44 221L42 222L41 221V223H40V228L38 227V231L40 232V230L39 229H42V227L44 226ZM51 221V220H50ZM51 221V222H52ZM125 221V222H124ZM253 221V222H252ZM12 222H13V219H12ZM29 222L30 223H32V221H31V219L29 220ZM28 222V223H29ZM56 222H57V224L59 223L57 220H56ZM3 223V224H4ZM14 223H15V221H14ZM36 223V222H35ZM43 223V224H42ZM116 223V224H115ZM2 224V226H6V224L5 225H3ZM9 225H11L10 224V222L8 223ZM7 224V225H8ZM38 224H39V222H38ZM47 224V223H46ZM64 224H66V223H64ZM64 224H61V225H64ZM1 225V224H0ZM13 225H15V224H12V227H13V229H15L16 227L15 226H13ZM43 225V226H42ZM2 226H0V230H1V228H2V230H3V233L5 232L4 231V229H3V227ZM26 226L27 225H25V229H26ZM66 226V225H65ZM65 226H63V227H65ZM119 226V227H118ZM7 227V226H6ZM15 227V228H14ZM50 227V226H49ZM52 227V226H51ZM56 227V226H55ZM54 227V228H55ZM59 227V226H58ZM57 227V228H58ZM62 228V227H61ZM60 228V229H61ZM261 230H260V229ZM8 229V228H7ZM6 229V230H7ZM12 229V230H13ZM27 229H28V227H27ZM35 229H37V227L35 228ZM45 229V228H44ZM43 229V231L45 232V230ZM47 229V231L46 232H49V230H48V227L46 228ZM59 229V228H58ZM242 229V230H243ZM8 230H10V228L8 229ZM6 231V232H9V231ZM17 230V229H16ZM23 230V229H22ZM29 230H32V229H29ZM28 230V231H29ZM52 230H53V228H52ZM57 230V229H56ZM226 230V232H224ZM253 230V229H252ZM24 231V230H23ZM34 231V230H33ZM38 231H37V233H38ZM42 231V232H43ZM51 231V230H50ZM53 231H55V230H53ZM221 231H223L224 233L222 234V232ZM257 231V230H256ZM255 231V232H256ZM6 232H5V234H3L4 235V237L5 236H7L6 235ZM25 232V231H24ZM46 232H45V234L42 236L41 234H43V233H39L38 235H37V233L36 232H34L33 234L36 236V237H34L35 239L37 238V236H38V238L40 237V240H45V238H46ZM218 232H220V234L218 233ZM254 232V234H257V233H255ZM50 233V232H49ZM234 233V232H233ZM0 234H2V232L0 233ZM8 234V233H7ZM22 234V233H21ZM48 234V233H47ZM102 236H101V235ZM222 234V235H221ZM235 234V233H234ZM252 234L253 233H251L250 232V236H252ZM262 234V233H261ZM3 235H2V237H3ZM23 235V234H22ZM31 235V234H30ZM34 235H32V236H34ZM40 235V236H39ZM53 235V234H52ZM100 235V236H99ZM212 235V236H213ZM233 235V234H232ZM241 236V237H244V236ZM48 236V235H47ZM249 236V235H248ZM247 236V237H248ZM257 236V235H256ZM259 236V235H258ZM261 236H264V235H261ZM261 236H260V239H261ZM23 237H24V235H23ZM42 237L44 238V239H42ZM215 236H213V238H214ZM236 237V236H235ZM234 237V238H235ZM239 237V236H238ZM241 237H240V239H241ZM20 238V237H19ZM19 238H18V240H19ZM22 238V237H21ZM31 238H33V237H31ZM211 238V237H210ZM219 238L220 237H217L216 236V239H218L217 241L219 242L220 240H219ZM256 238H259V237H255V239ZM8 239V238H7ZM35 239L34 240H32L33 241V243L35 242V244H37L36 242H38L39 240H37V241H35ZM47 239H49L50 240V238H47ZM208 239V240H207ZM229 239V238H228ZM231 239H233V238H231ZM239 239V240H240ZM242 239H244V238H242ZM248 240H249V238H247ZM12 240H13V238H12ZM11 240V244L12 245H14L15 243L13 242V241H15V239L12 241ZM23 240V239H22ZM22 240H20L21 242H22ZM29 241H30V238L28 239ZM211 240V239H210ZM213 240H215V239H213ZM257 240V239H256ZM255 240V241H256ZM46 241V240H45ZM227 241V240H226ZM259 240H257V242H258ZM5 242V241H4ZM10 242V241H9ZM8 242V243H9ZM15 242H17V240L15 241ZM28 242V241H27ZM106 242V243H105ZM118 242V243H117ZM211 242L212 241H210L209 243H210V245H211ZM229 242H230V240H229ZM232 242V241H231ZM6 244L5 245H8V243L7 242H5ZM31 243V242H30ZM39 243V242H38ZM40 243H42L41 241H40ZM45 242H43L42 243V246H43V244H44ZM207 243V244H206ZM226 243V242H225ZM232 243H234V242H232ZM0 244H2L1 242H0ZM4 244V243H3ZM10 244V245H11ZM25 244V243H24ZM110 244H107L106 246L107 247H109V246H111ZM119 244V247L120 246H122V244L120 245ZM218 244V243H217ZM216 244V245H217ZM220 244V243H219ZM219 244H218V247H220L219 246ZM5 245H2V246H5ZM23 245V244H22ZM109 245V246H108ZM205 245H208V246H205ZM213 245H215V243L213 244ZM221 245H223V244H221ZM226 245V244H225ZM228 245V244H227ZM263 245V244H262ZM1 246V245H0ZM33 245L31 244V247H32ZM105 246V247H106ZM118 246V245H117ZM116 246V247H117ZM131 246V247H130ZM27 246H25L24 245V250L26 251V248ZM105 247H103V249H106ZM116 247H115V249H116ZM132 247V248H133ZM228 247H230V246H228ZM240 247V246H239ZM1 248V247H0ZM4 248V247H3ZM5 248H6V246H5ZM9 248H12V247H9ZM26 248V249H25ZM42 248V247H41ZM47 248H45V251L46 250H48ZM121 248V247H120ZM138 248V249H139ZM174 248V249H173ZM203 248H205V249H208V251L207 250H205L204 249V251H203ZM217 248V247H216ZM222 249H223V246L221 247ZM224 248H225V246H224ZM235 248V247H234ZM241 248V247H240ZM260 248V247H259ZM22 249V248H21ZM21 249H19V251L21 250ZM30 249V248H29ZM28 249V250H29ZM43 249V248H42ZM59 249V250H58ZM102 249V247H101V250H103ZM109 249V248H108ZM111 249V248H110ZM134 249H137V248H134ZM142 249V250H143ZM227 249V248H226ZM4 250V249H3ZM6 250V249H5ZM4 250V251H5ZM15 250V249H14ZM17 250H18V248H17ZM24 250H22V251H24ZM38 250V249H37ZM39 250H40V248H39ZM38 250V251H39ZM131 250V249H130ZM202 250V251H201ZM42 251V250H41ZM107 251H109V250H107ZM119 251H120V249H119ZM118 251V254H121L122 256L124 255H126L125 253H127V252H125V253H123L122 254V251H120L119 252ZM126 251H128V250H126ZM170 251V250H169ZM14 252V251H13ZM18 252V251H17ZM29 252V251H28ZM124 252V251H123ZM134 252V251H133ZM137 252V251H136ZM204 252H206V253H204ZM215 252H217V250L215 251ZM221 252H223V251H221ZM221 252H220V249H219V251H218V253H219V256L216 258V260H217V264H221L222 263V259H224V258H226L225 257V249H224V254H222V255H224V257H222V255H221ZM128 253H130V252H128ZM128 253H127V257H130V256H128ZM218 253H216L217 255H218ZM13 254H15V253H13ZM13 254H12V256H13ZM30 254V253H29ZM106 254V253H105ZM110 254V253H109ZM116 254V253H115ZM146 254V253H145ZM258 254V253H257ZM1 255H3V254H1ZM45 255V254H44ZM52 255V254H51ZM111 255V254H110ZM131 255V254H130ZM141 255V254H140ZM143 256L142 257H144V254H142ZM155 255V254H154ZM212 255V256H211ZM216 255V256H217ZM4 256V255H3ZM66 256V255H65ZM90 256V255H89ZM113 256V255H112ZM116 256V255H115ZM119 256V255H118ZM118 256H116L117 258H118ZM133 256V255H132ZM134 256H139L138 254L137 255H134ZM151 256V255H150ZM228 256V255H227ZM1 257V256H0ZM11 257V256H10ZM49 256H47V258H48ZM64 257V256H63ZM104 257H105V255H104ZM135 257V258H136ZM140 257V256H139ZM159 258H160V256H158ZM194 257H196V259H194ZM215 257V256H214ZM229 257V256H228ZM8 257L6 256V259H7ZM15 258V257H14ZM107 258H109V257H107ZM134 258V257H133ZM158 258V259H159ZM189 258V259H188ZM210 259L209 261L207 260V259ZM5 259V258H4ZM3 259V260H4ZM100 259V258H99ZM144 259V258H143ZM118 260V259H117ZM134 260V259H133ZM132 260V261H133ZM170 260V261H169ZM43 261V260H42ZM44 261H45V259H44ZM109 261V260H108ZM149 261V260H148ZM147 261V262H148ZM159 261H160V259H159ZM46 262H47V260H46ZM152 262V261H151ZM162 262V263H163ZM166 262L164 263V264H166ZM205 262H207V263H205ZM34 263V262H33ZM35 263L37 264H39V263H42L41 261L39 262H36V260H35ZM45 263V262H44ZM263 263V262H262ZM150 264V263H149ZM211 264V263H210ZM214 264V263H213Z\"/></svg>", "mask_w": 264, "mask_h": 264}]
</instances>
